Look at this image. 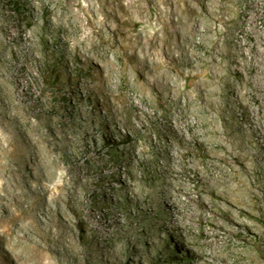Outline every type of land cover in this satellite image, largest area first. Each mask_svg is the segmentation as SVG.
<instances>
[{"label": "rangeland", "instance_id": "rangeland-1", "mask_svg": "<svg viewBox=\"0 0 264 264\" xmlns=\"http://www.w3.org/2000/svg\"><path fill=\"white\" fill-rule=\"evenodd\" d=\"M77 3L0 0V264H264V0L176 15L165 98L104 2Z\"/></svg>", "mask_w": 264, "mask_h": 264}, {"label": "bare ground", "instance_id": "bare-ground-1", "mask_svg": "<svg viewBox=\"0 0 264 264\" xmlns=\"http://www.w3.org/2000/svg\"><path fill=\"white\" fill-rule=\"evenodd\" d=\"M75 1L80 3V0H75ZM98 1L104 2V5L101 6L102 14H105L104 20L107 21V19L113 18L116 22L115 30L119 29L121 32H123V35L125 36V38L129 40L130 46L127 45L128 46L127 48V46L123 45V43L121 42H118L115 36H113L112 39L115 38L116 45H118L120 49H123L125 52H127L126 53L127 55H128V52L131 51L130 54L132 57L135 58L136 63H137L136 65L147 66V67L149 66V68H151L152 74L154 73L156 77L165 79L164 81H161V82L158 79L157 80L146 79L145 82H147V87L141 92H144L145 90H147L148 93H151V94L154 93L161 98H165L164 95L160 91L162 88V85H164L169 91V96L174 95V93L178 94L180 92V89L177 91H174L172 89L175 86H172L170 83V78H171L170 73H167L164 71L162 74L160 72L161 70L163 69L165 70V68H168V66L173 65L174 63L177 62V58L175 57L176 51L178 52L179 50H181V53L185 52L184 55L186 56L190 52V50L187 47V41L185 39L180 38L181 33H179L178 35H174V33H178L177 31L178 28L176 29V27H174V22L172 21V19L176 15L179 17V14H181L183 17L182 18L180 17L179 23L180 22L183 23V26H182V28L184 29L183 32L184 31L188 32L190 29L194 27V23L196 21L193 16L196 14H202V11H200V7L203 10H205L207 14H214V10H213L214 6L212 5L209 6L205 4L204 3L205 0H98ZM254 11L257 14H264V5L262 3L257 4L255 6ZM127 14H131V17L130 18L127 17ZM148 14H157V18H158L157 21H155L154 19L152 20H154L156 23L160 22L162 24V28L164 31V34H162V36L160 35L162 33L160 30L156 31L154 34H149L147 30L148 25L147 27L144 26L142 30L137 29L138 26L144 24L145 21L143 22V20ZM168 19L171 20L170 23H168L167 21ZM95 30H97V32H100L99 27L95 28ZM135 48L136 49L139 48L142 51L141 56L136 53ZM137 70H138L137 73H139V76L143 75V73L141 72L140 68H138V66H137ZM182 75H184V73H182ZM202 76L206 77L205 71L195 74V77H192V75H190L191 82H193L196 78H201ZM144 78H145V73H144ZM206 82H207L206 78L200 80V84L202 85H204ZM142 85L143 84L140 83L138 87L140 88L142 87ZM206 115L208 117L209 115L208 111L205 112V116ZM213 127L210 128V133L215 137H220L221 136L220 134L222 131L219 132L220 129L216 127V125ZM182 135L185 136L184 133ZM1 140H5L6 143L10 142L14 146V148L18 146V141L16 140V138L12 136L8 135V136H4L3 138L0 137V141ZM219 143L220 142H218V144ZM219 146H221L223 149L227 148V147H224V145L221 143L219 144ZM15 151H18V149H16ZM224 152H226V154L218 156L219 159L223 161L225 160V162L231 163L232 161L230 162V158L232 157L230 158L228 157L227 150H225ZM20 154L22 155L23 153H20ZM230 154H231V151H230ZM239 156H236L235 160H237V163L240 164L241 170H243L244 172H248L249 167H246L247 165L246 166L244 165L245 163L243 162V160H245L244 157H239ZM176 157L177 155L173 154L172 160L175 161L174 163H177ZM174 163L172 165V163L167 161L166 165L173 168L175 167ZM239 174H240V171L239 172L236 171L234 175L232 174L234 177H237L239 180V182H236L238 183V186H236L238 192L245 193V194L249 193L250 191L249 188L251 187L247 188L248 186L246 182L242 179V177Z\"/></svg>", "mask_w": 264, "mask_h": 264}]
</instances>
